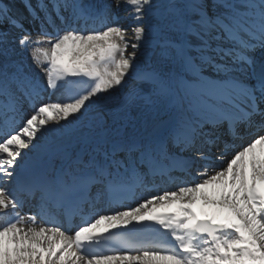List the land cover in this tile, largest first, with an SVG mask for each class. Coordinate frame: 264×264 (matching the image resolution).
Listing matches in <instances>:
<instances>
[{"label":"snow or ice","instance_id":"6c2138e0","mask_svg":"<svg viewBox=\"0 0 264 264\" xmlns=\"http://www.w3.org/2000/svg\"><path fill=\"white\" fill-rule=\"evenodd\" d=\"M0 264H264V0H0Z\"/></svg>","mask_w":264,"mask_h":264},{"label":"bare ground","instance_id":"6f19581e","mask_svg":"<svg viewBox=\"0 0 264 264\" xmlns=\"http://www.w3.org/2000/svg\"><path fill=\"white\" fill-rule=\"evenodd\" d=\"M8 2H10V4L11 5H13V4H15V3H21V1L20 0H14V2L12 1V0H7ZM12 1V2H11ZM17 5V4H16ZM14 6V5H13ZM16 8V7H15ZM124 25L125 26H127V21H124ZM127 38H131V34L129 33V36L127 37ZM45 47H47L48 45H44ZM29 63H32V61H31V59H29V61H28ZM84 84L83 83H81V84H79V87H75V86H73V85H71L70 83L68 84V85H66L65 87H64V91H63V95L61 96V98H59V99H66V98H68L69 96H71V95H73V94H75L77 91H79V90H81L82 89V86H83ZM71 88V89H70ZM58 96V95H57ZM58 98V97H57ZM56 100V99H55ZM236 143L237 144H240L241 142L239 141V140H237L236 141ZM194 175V174H193ZM157 183H158V185H159V187H158V189H161L162 191L163 190H173L174 189V185L173 184H171V183H164V182H160V181H157ZM158 189H155L154 191H153V193L152 194H156L157 192H160V191H158ZM143 195H148V193H145V192H142V191H140V190H137V196H136V199L135 200H133V202L132 203H129V204H134V203H136V201H137V197H140V196H143ZM173 207H175V206H173ZM25 213H27L28 212V209L26 208L25 210ZM38 223H39V220H38ZM152 232H144V234H151ZM159 235V234H158ZM157 235V236H158ZM162 238V237H161ZM135 253V252H134ZM134 253H132V254H134ZM135 254H137V253H135Z\"/></svg>","mask_w":264,"mask_h":264},{"label":"rangeland","instance_id":"374dc122","mask_svg":"<svg viewBox=\"0 0 264 264\" xmlns=\"http://www.w3.org/2000/svg\"><path fill=\"white\" fill-rule=\"evenodd\" d=\"M13 2H14V0H12ZM11 1V2H12ZM21 1V3H15V4H13L14 5V8L16 7L17 9H21V10H23V0H20ZM2 4H4V5H7V4H10V2H8L7 0H2ZM17 4V5H16ZM64 89V88H63ZM63 89H61V91L60 92H57V93H55L54 95H52V99L53 100H55V99H58V98H61V96L63 95ZM58 95V96H57ZM58 97V98H57ZM158 191H160V192H162V190L161 189H158ZM138 202V201H137ZM135 204V203H134ZM135 254V253H134Z\"/></svg>","mask_w":264,"mask_h":264}]
</instances>
